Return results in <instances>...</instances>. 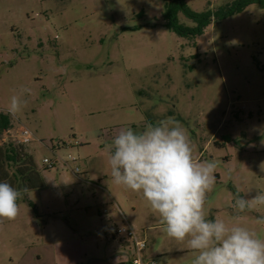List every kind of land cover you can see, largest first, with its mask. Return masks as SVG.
Here are the masks:
<instances>
[{
	"label": "rangeland",
	"instance_id": "1",
	"mask_svg": "<svg viewBox=\"0 0 264 264\" xmlns=\"http://www.w3.org/2000/svg\"><path fill=\"white\" fill-rule=\"evenodd\" d=\"M184 1L203 12L236 0ZM163 11L164 0H0V113L9 114L13 95L21 100L0 147L19 145L17 130L27 127L35 140L24 149L44 181L14 220H0V264L120 263L124 240L113 234L124 222L145 231L148 259L192 264L187 239L170 238L142 193L114 183L109 164L121 129L168 117L186 130L196 160L217 164L206 218L264 239V205L231 207L237 191L264 192V9L252 4L193 39L167 29ZM102 173L121 196L115 222L109 204L101 216L88 208L104 194L89 183Z\"/></svg>",
	"mask_w": 264,
	"mask_h": 264
},
{
	"label": "clouds",
	"instance_id": "2",
	"mask_svg": "<svg viewBox=\"0 0 264 264\" xmlns=\"http://www.w3.org/2000/svg\"><path fill=\"white\" fill-rule=\"evenodd\" d=\"M20 110L21 100L13 95L7 111L15 115ZM109 164L114 183L142 193L170 238L187 239L196 253L192 264H264V239L239 223L229 226L206 218V196L215 184L217 164L194 158L191 140L174 117L148 123L142 131L121 129L113 140ZM259 167L264 171V161ZM27 191L0 182V220L18 216V200ZM233 200L231 207L243 213L264 205V192L246 199L237 191ZM257 223L264 224V217Z\"/></svg>",
	"mask_w": 264,
	"mask_h": 264
},
{
	"label": "trees",
	"instance_id": "3",
	"mask_svg": "<svg viewBox=\"0 0 264 264\" xmlns=\"http://www.w3.org/2000/svg\"><path fill=\"white\" fill-rule=\"evenodd\" d=\"M252 4L264 9V0H236L216 10L207 9L203 12H195L184 0H164V25L180 37L193 39L202 35L209 25L240 14ZM179 14H183L186 18L192 20L195 26L189 27L181 24L178 18ZM10 127L9 114L0 113V135L9 130ZM51 167L46 165L44 171L49 170ZM4 181L9 182L18 189H28L23 198L18 200V204L27 200L26 195L29 191L44 187L42 173L33 157L25 152L23 145L11 142L0 147V182ZM28 203L36 211L35 205L31 201H28Z\"/></svg>",
	"mask_w": 264,
	"mask_h": 264
},
{
	"label": "built area",
	"instance_id": "4",
	"mask_svg": "<svg viewBox=\"0 0 264 264\" xmlns=\"http://www.w3.org/2000/svg\"><path fill=\"white\" fill-rule=\"evenodd\" d=\"M35 140L33 133L25 126H21L17 130L16 141L19 145H28ZM44 163L50 166V161L45 158ZM76 168V172H78ZM116 237H123L124 241H120L122 245V253L126 259L118 264H157L156 261L148 259L145 252L148 247V239L145 231L142 234H138L132 225L128 222H124L121 226L115 229ZM111 264V263H102Z\"/></svg>",
	"mask_w": 264,
	"mask_h": 264
},
{
	"label": "crops",
	"instance_id": "5",
	"mask_svg": "<svg viewBox=\"0 0 264 264\" xmlns=\"http://www.w3.org/2000/svg\"><path fill=\"white\" fill-rule=\"evenodd\" d=\"M98 185H96L94 182L95 180H90L89 183H93L94 186L98 187L99 192L103 191V195H97L95 194L92 198H89L90 201V206L88 208L91 209L92 204H96L97 207H99L98 212L99 215L101 216L102 214L108 213V211L104 208L105 205L109 204L111 206V211L109 212V220L112 222H115L118 220L117 213L121 214L123 218V213L121 212V202H120V197L119 194L117 193L114 188H111L110 184L112 183L111 181H108V176L105 175L104 173L101 174L97 178ZM104 196H106V201L104 199ZM121 224V223H120ZM119 224V225H120ZM110 225V224H108ZM118 227V226H116ZM106 232V230H105ZM115 236V233L113 234ZM113 238V236H112ZM116 238V236H115ZM114 238V239H115ZM108 239V236H107Z\"/></svg>",
	"mask_w": 264,
	"mask_h": 264
}]
</instances>
